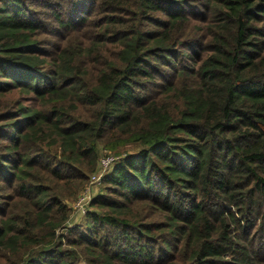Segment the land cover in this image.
Returning a JSON list of instances; mask_svg holds the SVG:
<instances>
[{
    "label": "trees",
    "instance_id": "obj_1",
    "mask_svg": "<svg viewBox=\"0 0 264 264\" xmlns=\"http://www.w3.org/2000/svg\"><path fill=\"white\" fill-rule=\"evenodd\" d=\"M33 1L0 0V92L23 90L53 113L15 109L0 178L10 155L19 175L40 153L58 199L88 185L100 146L120 159L69 230L72 250L47 238L32 251L38 237L10 221L0 264H264V0H112L107 49L57 58L38 49ZM68 1L53 15L71 34L90 0Z\"/></svg>",
    "mask_w": 264,
    "mask_h": 264
},
{
    "label": "rangeland",
    "instance_id": "obj_2",
    "mask_svg": "<svg viewBox=\"0 0 264 264\" xmlns=\"http://www.w3.org/2000/svg\"><path fill=\"white\" fill-rule=\"evenodd\" d=\"M49 1L34 0L31 4V9L36 11V18L40 20L43 26V29L36 36V41L43 44L38 45V49L45 51L52 58H57L62 51L72 54L75 50L83 49L86 52L90 48L91 42H99L100 48L97 52L107 49L101 27H113L110 25V19L115 15L106 12L107 7H112L115 4L112 0H110L109 5L106 6L105 4L104 7H100L96 3L93 4L95 0H90L83 10L89 14L83 17L80 16L81 21L75 23L77 30L71 34L70 31L60 28L59 22L54 20L53 15V11L64 9L66 11V9H69L66 7L70 5V2L68 0H51L52 4H46ZM104 2L106 3L107 0H104ZM79 4L76 3L75 5ZM65 5L67 6L64 8ZM201 12L202 14L205 13L202 9ZM196 25L201 26V24ZM0 81L6 82L8 80L2 78ZM47 102L48 100L35 99L23 90L5 89L0 92V154L4 153V147L7 145L5 140L2 144V139L11 134L12 131L17 133L18 130L15 129L21 127L20 113L14 112L15 109H18L19 106L24 107L26 110L35 107L41 109L43 113L46 110L47 113L51 114L53 109L50 108V103ZM106 148L104 145L100 146V158L104 151H109ZM29 156L32 157L31 165L24 167V171L19 175L15 174L12 169V164L19 159V156L10 155L13 160L4 159L9 163L2 162L6 168V176L0 178V225L8 224L11 221L17 223V226H14V228H17L15 231L20 232L22 230L23 236L33 237L32 235H36L34 237L38 238L35 239V246L30 248L32 251L43 250L48 246L49 239L52 238L54 239L53 242L58 244L62 242L64 249H71L67 245L69 230L76 225L85 224L86 215L83 216L73 209L75 201L84 188L77 195H74V193L69 195L67 189H63L61 191L62 196L55 199L58 190L55 188L54 182L42 172V168L39 166L40 162L47 159L46 156L40 153L34 154L33 151L29 153ZM99 189L94 191V199L101 194L103 187L101 190ZM92 208L90 205L89 210H92ZM148 208L151 209L149 206ZM137 211L142 213L144 208L138 207ZM40 215L44 220L43 225L41 224V227L37 229L32 228L30 224L37 225L38 222H41L37 219ZM23 219L35 220H28L30 223L23 224L21 222ZM154 219L147 216L144 218L145 222ZM77 252L81 259L85 257L81 249ZM6 253L0 252V257H3ZM80 264L86 263L81 260Z\"/></svg>",
    "mask_w": 264,
    "mask_h": 264
},
{
    "label": "built area",
    "instance_id": "obj_3",
    "mask_svg": "<svg viewBox=\"0 0 264 264\" xmlns=\"http://www.w3.org/2000/svg\"><path fill=\"white\" fill-rule=\"evenodd\" d=\"M120 157L116 156L109 151H104L99 160V169L94 173L89 180V183L83 191L79 194L77 200L73 205L75 212L85 216L94 198V191L100 188L104 175L113 168L115 163L119 161Z\"/></svg>",
    "mask_w": 264,
    "mask_h": 264
}]
</instances>
